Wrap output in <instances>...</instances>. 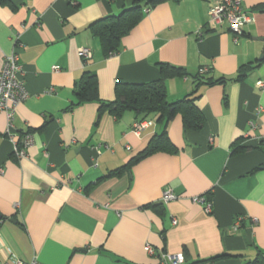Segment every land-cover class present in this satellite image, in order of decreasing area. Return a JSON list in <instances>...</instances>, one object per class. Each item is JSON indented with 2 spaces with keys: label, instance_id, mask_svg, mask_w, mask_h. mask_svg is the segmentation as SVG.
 <instances>
[{
  "label": "crops",
  "instance_id": "crops-1",
  "mask_svg": "<svg viewBox=\"0 0 264 264\" xmlns=\"http://www.w3.org/2000/svg\"><path fill=\"white\" fill-rule=\"evenodd\" d=\"M218 1L163 0L142 10L107 58L89 26L133 0H0V72L15 51L28 93L10 135L19 147L25 134L33 137L27 157L16 160L0 113V264H158L147 245L183 255L185 264L264 256V88L256 85H264V0H243L250 22L236 43L225 26L207 24ZM82 48L92 53L87 64ZM159 64L183 71L165 81L167 101L194 93L199 131L185 130L179 115L161 122L129 111L98 117L97 103L65 110L85 71L97 78L100 102L109 103L117 83L158 80ZM200 69L208 71L202 82H224L199 83ZM143 120L149 124L135 133ZM162 133L173 153H155L109 176ZM168 189L176 200L163 204ZM198 196L210 200V213L191 201ZM237 217L244 220L233 231ZM219 255L228 257L203 261Z\"/></svg>",
  "mask_w": 264,
  "mask_h": 264
},
{
  "label": "trees",
  "instance_id": "trees-1",
  "mask_svg": "<svg viewBox=\"0 0 264 264\" xmlns=\"http://www.w3.org/2000/svg\"><path fill=\"white\" fill-rule=\"evenodd\" d=\"M161 1L163 0H133L132 5L127 9H123L118 15L99 19L89 26L93 36L101 44V48L107 58L116 54L119 40L128 34L139 22L142 10L151 9L154 4ZM248 67L240 69L236 80H240L245 76L244 71ZM159 73L160 77L158 80L147 84L117 83L115 85V100L109 103H101L97 78L94 73L85 71L74 84L73 101L70 102L65 110H72L87 103H97L99 104L98 117L104 111H108L115 117H119L122 113L129 111L143 116L158 115V122H161L162 120L169 121L175 115H179L185 130L199 131L203 125V117L195 107L194 101L196 97L194 93L174 103L167 101L165 81L171 77L183 76V71L168 64H159ZM204 74H199L198 72L194 77L197 78L199 83L207 85L224 82V80L212 81L209 79L202 82ZM174 151L168 137L165 133H162L153 137L140 154L131 159L125 166L111 172L109 176L119 175L122 171L129 170L134 164L155 153H173ZM1 219L2 217L0 216ZM225 257L228 256L219 255L203 261L214 262ZM245 264H264V256L258 252L254 259Z\"/></svg>",
  "mask_w": 264,
  "mask_h": 264
},
{
  "label": "built area",
  "instance_id": "built-area-1",
  "mask_svg": "<svg viewBox=\"0 0 264 264\" xmlns=\"http://www.w3.org/2000/svg\"><path fill=\"white\" fill-rule=\"evenodd\" d=\"M150 11L149 8L144 9L145 13ZM208 26L210 29L215 30L225 26L228 31L233 35V41L236 43L241 35H243V28L250 22L248 15L243 8V0H220L209 6L207 12ZM18 37L16 38V42ZM16 45H19L18 43ZM79 55L83 61V64L92 58V53L89 49L82 48L79 51ZM114 55V54H113ZM111 55V56H113ZM60 68L55 66L53 71H58ZM207 69H200L199 74H204ZM22 70L18 64V54L13 51L8 56H5L2 69L0 72V113H4L7 120L6 134L13 143V156L16 160L25 159L27 157V150L33 145V137L27 133L23 136L20 147L13 140V135H10V128L13 126V119L15 110L18 105L23 103L28 98V93L22 80ZM258 88H264L262 82H258ZM261 110V109H259ZM149 123L145 120L135 123L133 125V131L140 133L147 127ZM251 129H255L254 123L251 124ZM176 196L170 189L165 190L162 194L161 202L168 204L175 201ZM193 203L202 205L205 213H210L212 205L210 200L206 196H198L191 199ZM244 218H235L232 226L233 231H237ZM252 226H255L257 220L250 218ZM172 224L176 225V220H172ZM147 254L151 257H155L158 264H185L183 255L169 254V253H156L150 246L145 248ZM4 264H37L35 260L24 262L20 259H9Z\"/></svg>",
  "mask_w": 264,
  "mask_h": 264
},
{
  "label": "water",
  "instance_id": "water-1",
  "mask_svg": "<svg viewBox=\"0 0 264 264\" xmlns=\"http://www.w3.org/2000/svg\"><path fill=\"white\" fill-rule=\"evenodd\" d=\"M263 57H264V50L262 51V54H261V56H260L259 60H262V59H263ZM10 221H11V220H10Z\"/></svg>",
  "mask_w": 264,
  "mask_h": 264
}]
</instances>
